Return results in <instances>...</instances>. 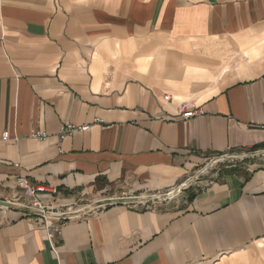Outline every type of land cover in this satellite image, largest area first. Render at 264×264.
Instances as JSON below:
<instances>
[{"label":"crops","instance_id":"obj_1","mask_svg":"<svg viewBox=\"0 0 264 264\" xmlns=\"http://www.w3.org/2000/svg\"><path fill=\"white\" fill-rule=\"evenodd\" d=\"M3 131L0 199L22 175L49 206L97 190L143 203L51 239L42 216L0 206V264H264V163L203 175L264 142V0H0Z\"/></svg>","mask_w":264,"mask_h":264},{"label":"built area","instance_id":"obj_2","mask_svg":"<svg viewBox=\"0 0 264 264\" xmlns=\"http://www.w3.org/2000/svg\"><path fill=\"white\" fill-rule=\"evenodd\" d=\"M181 104V103H180ZM185 109V110H184ZM180 111L182 112L183 117H191L199 112L198 109L194 108V106L186 107L184 103L180 105ZM101 119H95L93 123L86 124H76L72 122L63 123L60 126L58 136L59 138H65L75 132H81L88 130L92 124L99 123ZM31 136L37 139H43L47 136L46 132L34 131L31 133ZM9 138L8 131H3L0 133V140H7ZM215 159V158H214ZM15 185L16 191L7 199L17 206L23 207L25 209V215H38L43 217V228L47 233L49 239H51L54 235L60 234L62 221L70 218L77 217L85 212L92 210L97 207H105L109 204H125L130 207H135L138 204L143 203L141 199L137 196L121 192L120 195H111L99 197L93 202L85 205L80 208H71V205L63 204L59 206H49L43 203L39 199V194L48 192L49 185L40 183V182H32L28 180L25 176L19 175L15 177ZM54 187H51V192H54ZM173 191H168L163 193L162 200H166L173 196ZM84 194H81L83 196ZM60 207L61 209H56ZM66 207V208H65Z\"/></svg>","mask_w":264,"mask_h":264},{"label":"rangeland","instance_id":"obj_3","mask_svg":"<svg viewBox=\"0 0 264 264\" xmlns=\"http://www.w3.org/2000/svg\"><path fill=\"white\" fill-rule=\"evenodd\" d=\"M215 158V159H214ZM210 164L203 171L204 177H208L211 175L212 171L215 169L219 170V173L228 171L231 168H237L239 171H244L249 166H257L264 163V153L262 151H254L247 149H239L225 152L223 154L214 155V157L209 161ZM202 183L198 186H195L196 189L200 188ZM123 192V191H122ZM105 193L103 191H92L88 193H84L83 196H79V198L74 199L71 203H67L71 205V208H80L88 205L99 197H104ZM131 194V193H129ZM133 195V194H132ZM106 196V195H105ZM66 208V207H65ZM56 209H61L57 207Z\"/></svg>","mask_w":264,"mask_h":264},{"label":"trees","instance_id":"obj_4","mask_svg":"<svg viewBox=\"0 0 264 264\" xmlns=\"http://www.w3.org/2000/svg\"><path fill=\"white\" fill-rule=\"evenodd\" d=\"M263 148H264V142L261 143V144H258V145L253 146V148L251 150H254L255 151L257 149H263ZM238 171H239V169H237V168H231L228 171H225L223 173H234V172H238ZM103 184H106V182L105 181H101V186Z\"/></svg>","mask_w":264,"mask_h":264},{"label":"water","instance_id":"obj_5","mask_svg":"<svg viewBox=\"0 0 264 264\" xmlns=\"http://www.w3.org/2000/svg\"><path fill=\"white\" fill-rule=\"evenodd\" d=\"M0 206H4V207H11V208H16L17 205L10 202V201H7L5 199H0Z\"/></svg>","mask_w":264,"mask_h":264}]
</instances>
